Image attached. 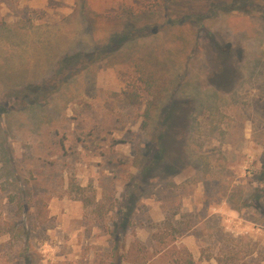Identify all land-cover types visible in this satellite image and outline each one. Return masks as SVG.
Here are the masks:
<instances>
[{"label":"rangeland","instance_id":"rangeland-1","mask_svg":"<svg viewBox=\"0 0 264 264\" xmlns=\"http://www.w3.org/2000/svg\"><path fill=\"white\" fill-rule=\"evenodd\" d=\"M262 164L264 0H0V264H264Z\"/></svg>","mask_w":264,"mask_h":264},{"label":"trees","instance_id":"trees-1","mask_svg":"<svg viewBox=\"0 0 264 264\" xmlns=\"http://www.w3.org/2000/svg\"><path fill=\"white\" fill-rule=\"evenodd\" d=\"M127 21V22H126ZM125 22V27H124V30L122 33H119V32H115L113 33L111 36H110V40H109V45L110 47L112 48L113 45H125L127 41H129L130 39L134 38V32H133V28H132V24L129 20H126ZM101 47H98L97 49L95 50H92L94 51V54L96 52H98V55L101 54V56L99 57L98 55L96 56V54L94 55L96 58H98L97 60H100L102 58V56L104 55H107V52H104L103 53V49H100ZM112 49L109 51L111 52ZM85 53H82V54H72V55H69V56H66L64 57L61 61V64H60V67L63 68L69 64L72 63V61H75V60H85V61H88L91 59L92 56H89V57H85ZM95 57H93L95 59ZM91 61V60H90ZM95 61L93 60V63ZM142 74H146V77H139L140 80L143 82L144 84V87H145V90L147 91L148 94H150L152 97L151 99H148L146 101V106L145 108L143 109L142 111V116H143V120H142V126L144 127L147 123V121H149L152 117V111L155 109V104H156V98H157V94H156V89L157 87H155V80H154V77L152 75H149L147 74V72L145 71H141ZM155 88H154V87ZM123 94H125L127 96V98L129 99V101L133 104H140L139 103V97L140 95L138 93H135V92H126L124 91ZM177 108L174 107L173 104L170 105V107L167 109V112H166V116L170 115V112H172V110H176ZM158 142V147H159V151L156 152V155L153 157L154 159L151 161L152 163H149L148 165V168H145L144 170L145 171H148L150 170V168L152 167V165L156 164V163H160V161L164 160L165 159V155H166V150H165V146H164V143H163V133H160L158 135V138H157ZM171 165L167 164V167H170ZM262 170L261 172L259 173V181L260 183L263 181L264 179V164H262ZM259 191H257L254 195H251V197L253 198L254 202L255 203H258V200H259V197L261 194L258 193ZM257 193L259 195H257ZM234 195V194H233ZM235 196H236V193H235ZM15 198V197H13ZM11 198V199H13ZM238 201L240 202L241 201V196H238ZM15 200V199H14ZM23 197L21 196L20 198L17 199L16 201V204H17V207L21 210H23ZM243 205L246 206V203H244V201H242ZM258 206V204H257ZM233 209L235 210H238L239 206H233L232 207ZM185 257H175L173 260H172V264H194V261L193 259L188 256L187 252L185 251Z\"/></svg>","mask_w":264,"mask_h":264}]
</instances>
